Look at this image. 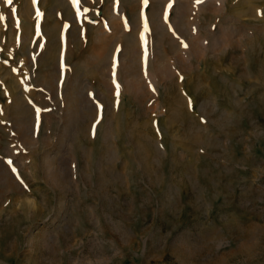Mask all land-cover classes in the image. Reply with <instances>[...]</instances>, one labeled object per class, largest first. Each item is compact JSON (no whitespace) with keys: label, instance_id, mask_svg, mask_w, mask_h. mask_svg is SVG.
<instances>
[{"label":"rangeland","instance_id":"374dc122","mask_svg":"<svg viewBox=\"0 0 264 264\" xmlns=\"http://www.w3.org/2000/svg\"><path fill=\"white\" fill-rule=\"evenodd\" d=\"M0 189V264H264V0H0Z\"/></svg>","mask_w":264,"mask_h":264},{"label":"bare ground","instance_id":"6f19581e","mask_svg":"<svg viewBox=\"0 0 264 264\" xmlns=\"http://www.w3.org/2000/svg\"><path fill=\"white\" fill-rule=\"evenodd\" d=\"M11 181H12V180H9L5 186L3 185L4 188L7 187V188H9L10 190L12 189V190H14V191H18L17 187H15V185H13V184L11 183ZM1 192H4V191L0 189V195L4 196V193H1ZM11 194H12L14 197H16V196H18V195H21V196H22L23 193H22V194H21V193H11Z\"/></svg>","mask_w":264,"mask_h":264},{"label":"snow or ice","instance_id":"6c2138e0","mask_svg":"<svg viewBox=\"0 0 264 264\" xmlns=\"http://www.w3.org/2000/svg\"><path fill=\"white\" fill-rule=\"evenodd\" d=\"M8 3H11V0H7ZM147 2V0H145V3ZM197 3L201 2V0H196ZM37 15L39 16L40 13L37 12ZM185 47H187V45H184Z\"/></svg>","mask_w":264,"mask_h":264}]
</instances>
